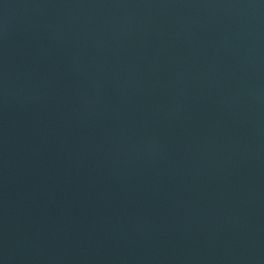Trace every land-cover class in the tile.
<instances>
[{
	"label": "water",
	"instance_id": "1",
	"mask_svg": "<svg viewBox=\"0 0 264 264\" xmlns=\"http://www.w3.org/2000/svg\"><path fill=\"white\" fill-rule=\"evenodd\" d=\"M0 264H264V0H0Z\"/></svg>",
	"mask_w": 264,
	"mask_h": 264
}]
</instances>
